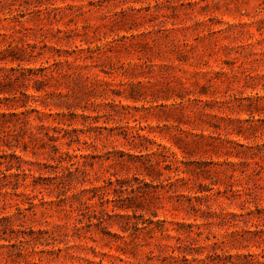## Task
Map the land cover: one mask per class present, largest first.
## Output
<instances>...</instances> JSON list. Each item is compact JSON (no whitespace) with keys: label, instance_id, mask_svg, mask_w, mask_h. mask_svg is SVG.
Returning <instances> with one entry per match:
<instances>
[{"label":"rangeland","instance_id":"374dc122","mask_svg":"<svg viewBox=\"0 0 264 264\" xmlns=\"http://www.w3.org/2000/svg\"><path fill=\"white\" fill-rule=\"evenodd\" d=\"M0 220V264H264V0H0Z\"/></svg>","mask_w":264,"mask_h":264},{"label":"trees","instance_id":"16d2710c","mask_svg":"<svg viewBox=\"0 0 264 264\" xmlns=\"http://www.w3.org/2000/svg\"><path fill=\"white\" fill-rule=\"evenodd\" d=\"M15 59H21V60H23L22 58H13V60H15ZM51 137H54V136H51ZM54 147L56 148V151L57 152H60V159H65V156H67L69 158L72 157V153H70V151H60L59 148L56 145H54ZM8 156L9 155L4 154L2 157L4 159H10V158H8ZM14 156L15 157H19V156H16L15 154H11V157H14ZM22 170H23V172H27V170L25 168H22ZM0 221H2V220H0Z\"/></svg>","mask_w":264,"mask_h":264}]
</instances>
